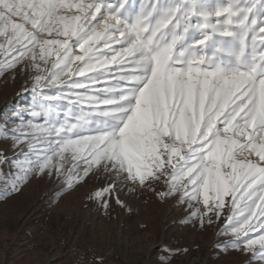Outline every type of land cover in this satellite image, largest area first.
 <instances>
[{
	"label": "snow or ice",
	"instance_id": "6c2138e0",
	"mask_svg": "<svg viewBox=\"0 0 264 264\" xmlns=\"http://www.w3.org/2000/svg\"><path fill=\"white\" fill-rule=\"evenodd\" d=\"M7 73L33 97L28 120L0 125L26 146L13 191L103 178L88 199L107 209L149 189L186 204V222L223 217L217 247L264 264V0H0Z\"/></svg>",
	"mask_w": 264,
	"mask_h": 264
},
{
	"label": "rangeland",
	"instance_id": "374dc122",
	"mask_svg": "<svg viewBox=\"0 0 264 264\" xmlns=\"http://www.w3.org/2000/svg\"><path fill=\"white\" fill-rule=\"evenodd\" d=\"M146 2L129 0L137 10ZM25 86L24 77L0 75V125L14 127V113L30 118L26 106L33 97ZM21 149L26 146L13 150L11 140L0 139V154L8 158L0 164V264H249L250 255L217 247L232 239L219 234L223 217L211 226L186 222L191 210L175 197L161 200L149 189L125 186L119 195L126 207L113 199L105 209L88 199L104 183L91 176L62 196V181L47 176L32 175L13 191L12 159ZM99 241L107 245L99 248Z\"/></svg>",
	"mask_w": 264,
	"mask_h": 264
},
{
	"label": "crops",
	"instance_id": "0c3cea01",
	"mask_svg": "<svg viewBox=\"0 0 264 264\" xmlns=\"http://www.w3.org/2000/svg\"><path fill=\"white\" fill-rule=\"evenodd\" d=\"M97 245H98L99 248H102V247H105L107 244H105L103 241H102V242L99 241V242L97 243ZM103 256H104V255H102L101 258H103Z\"/></svg>",
	"mask_w": 264,
	"mask_h": 264
}]
</instances>
